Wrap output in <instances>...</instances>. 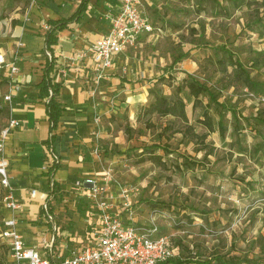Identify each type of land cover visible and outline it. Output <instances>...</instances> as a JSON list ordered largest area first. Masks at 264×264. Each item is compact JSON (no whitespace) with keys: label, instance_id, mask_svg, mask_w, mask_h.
I'll return each mask as SVG.
<instances>
[{"label":"rangeland","instance_id":"374dc122","mask_svg":"<svg viewBox=\"0 0 264 264\" xmlns=\"http://www.w3.org/2000/svg\"><path fill=\"white\" fill-rule=\"evenodd\" d=\"M49 1L0 0V49L16 44L12 39L15 25L28 22L37 3ZM148 1L146 13L160 32L148 36V42L123 58L122 67H116L120 89L111 90L109 85L103 98L94 88L88 93L93 101L90 120L75 117L76 125L88 126L81 133L88 143L83 150L91 163L88 169L95 170L94 178L110 176L115 205L122 203L123 188L130 192L132 221H154L178 249L174 260L190 259L189 264H195L217 255L259 258L264 263L255 243L264 236V150L254 151L264 141V0ZM75 2L63 0L60 12L67 13ZM101 18L106 20V14ZM221 44L259 86L250 88L236 76L227 55L212 49ZM43 46L39 38L38 52ZM184 53L171 71L172 79L166 73L165 80L158 81L173 59ZM188 77L206 84L222 105L217 108L202 94L193 108L187 91L180 93L188 126L195 134L206 135V147L191 134L183 136L186 124L181 120L143 115V107L152 98L150 89L171 97ZM204 111L212 118L213 133L198 122ZM219 119L224 138L217 131ZM164 143L170 154L155 150L162 157L161 165L140 162L147 157L141 156L144 146ZM128 149V154H122Z\"/></svg>","mask_w":264,"mask_h":264},{"label":"crops","instance_id":"0c3cea01","mask_svg":"<svg viewBox=\"0 0 264 264\" xmlns=\"http://www.w3.org/2000/svg\"><path fill=\"white\" fill-rule=\"evenodd\" d=\"M62 2L63 0H50L47 5L37 3L31 11V19L24 24L15 25L12 39L17 43L0 49L9 58L16 45L23 43L20 50L21 85L13 93L10 102L3 101V96L8 93V86L6 82L0 81V106L5 107V112L0 115V127L9 117L21 124L11 132L5 150L10 161L11 184L21 200V211L16 216L17 229L29 247L42 251L44 243H51V253L55 260L66 255L67 248L86 244L90 231L98 220L84 195L85 190L74 186L75 180L96 174L95 170L88 169L91 163L83 155L88 143H85L81 133L86 132L87 123L79 127L75 124V117H82L83 122L90 120V104L93 101H90L88 93L94 88L102 96L106 95L109 85L111 90L119 88L117 85L121 82L120 77H117L116 67H122L121 63L129 52H135L128 51L120 55L112 68L103 70V78L98 83L94 82L95 68L89 60L83 61L80 71L74 70L69 60L71 55L89 46L108 31L110 17L117 12L121 0H91L79 22H71L66 29L54 32L57 42L49 47L44 25L49 20L71 16L80 0H76L67 13L60 12ZM91 3L95 5L92 7ZM148 4L149 1L144 0L145 13ZM105 14L106 20L101 18ZM143 37L145 41L140 42L139 46L150 40L147 34L142 35ZM39 38L44 43L41 52L36 49ZM47 52L51 54V58L46 56ZM46 66L50 67L47 74L50 84L60 85L56 101L62 111L54 127L47 114L48 98L40 97L38 87L45 75ZM63 67L67 70V77L53 83L54 74ZM49 151L58 160L51 166L47 164ZM32 188L39 192L35 198L28 196ZM72 189L77 193H72ZM65 193H71V197ZM43 194L47 195L46 202L52 221L44 214ZM80 200L83 207H80ZM54 227L57 228L56 231ZM5 257L7 261H11L10 257Z\"/></svg>","mask_w":264,"mask_h":264},{"label":"built area","instance_id":"2783aa9c","mask_svg":"<svg viewBox=\"0 0 264 264\" xmlns=\"http://www.w3.org/2000/svg\"><path fill=\"white\" fill-rule=\"evenodd\" d=\"M36 2L31 0V4ZM143 4L144 0H121L117 12L110 17L108 31L71 55L72 68L80 71L83 61L89 60L95 68L94 82L98 83L103 78L104 69L112 68L123 53L138 48L142 35L160 32L144 12ZM43 29L48 30V26L44 25ZM22 47L19 42L9 58L0 52V81L8 86V93L3 96L4 102H10L21 85ZM46 56L51 58L49 52ZM66 77L67 70L63 67L54 74L53 83ZM48 94L49 97L52 95L51 89ZM20 126L18 120L9 117L0 127V264H161L178 256V249L168 236L158 231L154 221L148 224L132 221L128 200L130 192L126 188L121 190V205H115L109 187L110 176L107 174L101 179L85 177L74 182L75 187L85 190L84 195L98 219L86 244L67 248L66 255L57 257V260L53 259L51 243H44L42 251L27 246L17 229L16 216L21 211V200L11 184L10 161L5 151L11 132ZM47 157L49 166L58 162L50 151ZM38 193L37 189L32 188L28 196L35 198ZM43 197L44 214L52 221L47 195L43 194ZM54 230L57 228L54 227ZM5 256L10 257L11 261H7Z\"/></svg>","mask_w":264,"mask_h":264},{"label":"trees","instance_id":"16d2710c","mask_svg":"<svg viewBox=\"0 0 264 264\" xmlns=\"http://www.w3.org/2000/svg\"><path fill=\"white\" fill-rule=\"evenodd\" d=\"M91 0H80V3L76 9V11L69 17L67 18H62L59 20H49L47 21V25H48V30L46 31V43L47 46H51L53 44H56L57 42V38L54 35V32L56 31H62L64 29H66L68 27V25L71 22H79L83 16V14L85 13L88 4ZM227 1H231L234 2V0H227ZM151 20V19H150ZM152 22V20H151ZM153 24V22H152ZM154 25V24H153ZM145 41V37L142 38V36L139 38V42H144ZM215 52H221L225 55H227V60L229 62V64L231 66H233L236 69V76L241 77L243 82L249 86L250 88L252 87H256L259 86L258 83H255L251 80L250 75L248 74V72L243 68L242 63L240 62V60L233 55V53L226 48V46L224 44L215 46L212 48ZM133 51V50H131ZM130 53V52H129ZM186 56V53L177 56L176 58L173 59L171 65H169L168 67H166L163 70V76L160 77L158 79V81H163L165 80L164 78V74H168V79L171 78V71L173 70L174 66L176 64H178L184 57ZM222 64V62H221ZM50 70V67L46 66V71H45V75L41 81V83L39 84V92H40V97L42 98H48V102L46 105V109H47V114L49 117L50 122L52 123V126L54 127L57 123V121L59 120L60 116H61V108H60V104L56 101L58 95H59V90H60V85L59 84H50L49 79L47 78V74ZM172 79V78H171ZM157 82V80H156ZM171 86V85H169ZM51 89L52 90V95L49 97L48 94V90ZM187 91V94L189 97H191L193 99V108L197 106V104L200 102L199 101V97L202 94H207L209 96V99L211 102H213V104L217 107V108H222V105L220 103H218L216 96L210 92L209 87L204 84L201 83L195 79L192 78H184L183 79V83L180 85H177L174 89V93L172 94L171 97H167L165 95H163L160 91L156 90V89H150L149 94L151 95V101L148 103L147 106L143 107V115H157L158 117H172L174 119H179L182 122H184L186 124V128L183 131V136L188 137L189 134H191V137L194 138L197 141H200L203 147H206L205 144V139H206V135L202 134V135H197L192 131L191 126H188V119L186 116V103L184 101V99L180 96V93L183 90ZM5 112V107L0 106V115L3 114ZM233 115L235 116V113H233ZM206 130L208 133H213L214 132V125L212 122V118L211 116L208 114L207 111L203 112L202 118L198 121ZM170 126V124H169ZM165 130H169L170 127H168L166 125V127H164ZM127 130V129H126ZM217 131L218 134L221 138H224L225 136V128L223 126L222 120L219 119V121L217 122ZM177 132H181V131H174V133ZM237 141V139H236ZM264 146V141L262 144H259L256 146V148L254 149L255 152H259L263 149ZM169 149V145H167L166 143L160 145V144H153L150 146H144L141 149V156L143 154H147V157H141L140 162H143L145 160H149L152 163L156 164V165H161V156L155 153V150L157 151H161L163 152V154L167 155L170 154ZM134 150L133 149H130ZM129 149L122 152V154H128ZM119 153V152H118ZM184 165H186L187 167V160L184 161L183 163ZM180 168L178 167V170ZM155 206V204L153 205ZM255 243H257V246L259 248V253L264 256V236H259L256 240ZM175 259V258H174ZM170 260V261H166L164 263L161 264H189L192 261L190 259L188 260ZM262 259H248L246 257L240 258V257H229L227 259H224L223 257L220 256H212L209 257L208 259H205L203 261H195V264H211L212 262H215L216 264H264L261 263Z\"/></svg>","mask_w":264,"mask_h":264}]
</instances>
